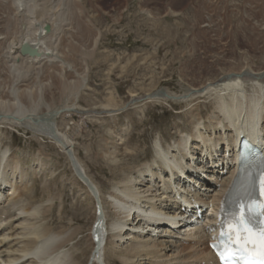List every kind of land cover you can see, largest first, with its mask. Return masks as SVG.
Wrapping results in <instances>:
<instances>
[{
  "label": "rangeland",
  "instance_id": "374dc122",
  "mask_svg": "<svg viewBox=\"0 0 264 264\" xmlns=\"http://www.w3.org/2000/svg\"><path fill=\"white\" fill-rule=\"evenodd\" d=\"M43 1L36 2L52 8L59 3L57 11L67 16L70 24L66 21L58 40H62L59 45L64 44L60 52L64 51L74 68L87 78L77 100L72 95L65 100L62 88L53 86L45 90V102L56 107L65 101L75 104L74 110L57 118V125L71 138L87 174L103 193L109 222L114 216L107 195L123 188L120 179L137 175L138 166L157 159V141L166 149L177 147L180 135L194 131L195 119L185 103L170 106L146 99L148 93L167 88L180 94L187 87L204 86L248 66L264 70V0H61L65 1L62 6L60 0ZM68 1L72 3L66 7ZM13 8L12 0H0V36L6 41L15 35ZM76 20L79 25L72 29ZM79 27L81 33L77 34ZM72 40L85 49L80 46L73 52ZM5 43H0V64L5 60ZM31 67L32 81H61L57 74L62 67L57 62ZM74 72L67 75L77 78ZM249 84L247 93L254 92ZM106 105L125 109L109 115ZM213 107V101L202 97L195 115L201 112L206 120ZM44 109L47 106L40 108ZM0 139L1 152L8 147V154L21 161L33 201L47 205L44 210L49 212L44 217L48 225L65 238L59 242L65 250L64 263L89 264L96 201L76 175L68 155L43 133L12 124L0 125ZM114 146H118L117 152Z\"/></svg>",
  "mask_w": 264,
  "mask_h": 264
},
{
  "label": "bare ground",
  "instance_id": "6f19581e",
  "mask_svg": "<svg viewBox=\"0 0 264 264\" xmlns=\"http://www.w3.org/2000/svg\"><path fill=\"white\" fill-rule=\"evenodd\" d=\"M36 1L12 0L15 7V35L10 40L7 37L8 42L0 36V43L6 42L2 44L5 45V65L0 64V125L12 124L35 133H43L68 155L74 171L78 172L77 167L75 168L77 165L86 177L84 180H90L96 187L103 209L105 232L100 242L99 258L94 256L91 264H109V259L111 262L119 261L120 264H219L209 242L217 214L237 179L239 167L235 160V144L241 140V136L258 139L259 136L254 137V133L260 134L264 141V70L255 71L248 66L238 72L225 73L223 77L204 86L187 87L180 94L167 88L153 93L150 100L161 101L170 106L185 103V109H189L192 120L195 119L194 131L179 134L181 139L175 145L177 147L169 146L166 149L162 142L157 141V159L138 166L137 172L135 170L137 175L130 174L131 176L120 179L119 183H123V188L117 187L107 195L106 201L112 206L114 216V220L109 222L102 199L103 193L87 174L75 153L71 138L67 133L61 132L57 125V118L74 110L75 104L65 101L56 107L45 102L47 88H62L65 100L71 95L77 100L80 91L87 85L86 75L74 68L64 51L60 52V47L64 44L59 45L62 40H58L62 37L60 35L65 30L67 21L65 13L61 11L64 8L59 13V3L57 8H52L40 4L44 2L41 0L39 4L45 6L43 9ZM69 2L65 4L66 7L72 3ZM77 21L71 23L72 29L79 25ZM67 23L70 24L68 21ZM81 28L77 29L79 32L75 29L77 34L81 33ZM24 42L37 49V55L22 54L20 47ZM93 42L98 43L97 39ZM70 45L73 52L83 46L74 41ZM82 48L85 49L84 46ZM90 53L88 51L89 55ZM50 61L57 62L62 67L61 73L57 74L61 81L56 84L50 81L47 84L40 82L41 80L32 81L31 66ZM72 70L77 78L67 75ZM248 82H251L254 92L247 93ZM202 97H208L214 104V109L206 120L201 112L195 115L194 111ZM44 105L47 106L44 109L46 112L40 110ZM106 107L109 115L125 109L110 105ZM1 143L0 139V264H65V250L59 245L60 240L65 238L58 233L60 230L57 232L48 225L44 217V213L48 211L44 210L47 205L45 202L33 201L31 186L21 170V161L13 153L8 154V147L1 152ZM179 193H189L187 201L199 203L205 217L197 218L196 223L191 216L185 219L181 199L176 201ZM193 198L195 201H192ZM95 210L97 211V204ZM91 238L94 251L96 243ZM76 260L78 261L77 258Z\"/></svg>",
  "mask_w": 264,
  "mask_h": 264
},
{
  "label": "snow or ice",
  "instance_id": "6c2138e0",
  "mask_svg": "<svg viewBox=\"0 0 264 264\" xmlns=\"http://www.w3.org/2000/svg\"><path fill=\"white\" fill-rule=\"evenodd\" d=\"M261 195H264V176L261 177ZM251 207L249 205V208ZM234 220V224H230L229 228L233 230L232 239L241 253L243 264H264V227H261L258 233L253 231L245 220L244 205H241L240 213ZM225 251L227 256L223 252L220 253V258L224 261L235 254L229 249Z\"/></svg>",
  "mask_w": 264,
  "mask_h": 264
},
{
  "label": "water",
  "instance_id": "95a60500",
  "mask_svg": "<svg viewBox=\"0 0 264 264\" xmlns=\"http://www.w3.org/2000/svg\"><path fill=\"white\" fill-rule=\"evenodd\" d=\"M47 30H50L49 27H47ZM20 52L24 55H30V56H34L37 55V49L32 48L30 45H28L26 42H24L20 48ZM149 97V95L147 96V98ZM77 167L78 172L77 175L87 184V186L89 187L90 191L94 194V196L97 198V193L96 190L94 188V186L91 184L90 180L85 181L84 179H86L84 173L82 172V170L79 169V167L77 165H75V168Z\"/></svg>",
  "mask_w": 264,
  "mask_h": 264
}]
</instances>
